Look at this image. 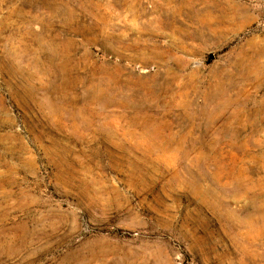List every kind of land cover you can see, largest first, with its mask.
Returning a JSON list of instances; mask_svg holds the SVG:
<instances>
[{
	"label": "rangeland",
	"instance_id": "obj_1",
	"mask_svg": "<svg viewBox=\"0 0 264 264\" xmlns=\"http://www.w3.org/2000/svg\"><path fill=\"white\" fill-rule=\"evenodd\" d=\"M0 264H264V0H0Z\"/></svg>",
	"mask_w": 264,
	"mask_h": 264
}]
</instances>
